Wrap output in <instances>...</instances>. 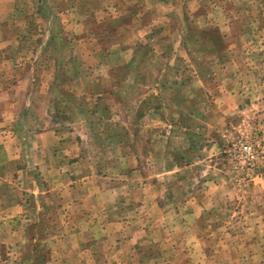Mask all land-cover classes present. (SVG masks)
Returning <instances> with one entry per match:
<instances>
[{"label": "rangeland", "instance_id": "1", "mask_svg": "<svg viewBox=\"0 0 264 264\" xmlns=\"http://www.w3.org/2000/svg\"><path fill=\"white\" fill-rule=\"evenodd\" d=\"M5 54L0 264H264V0H0Z\"/></svg>", "mask_w": 264, "mask_h": 264}, {"label": "crops", "instance_id": "2", "mask_svg": "<svg viewBox=\"0 0 264 264\" xmlns=\"http://www.w3.org/2000/svg\"><path fill=\"white\" fill-rule=\"evenodd\" d=\"M3 25H5V24H2V26ZM1 26V27H2ZM57 28H59L58 26H57ZM6 29H8V30H11V27L10 26H7L6 27ZM10 33V32H9ZM41 35V34H40ZM52 39H53V36H52ZM10 44V43H9ZM8 55L7 54H5L3 57H2V59L0 60V61H2V62H0V66H2V63H3V65L5 66V70L3 71V74L5 73V75L4 76H10V75H8V74H10V72H11V70L10 69H8V71H7V69H6V67L8 66L7 65V63H9V64H12L10 67H12L13 68V71H12V73H13V75L12 76H14V77H16V74H20L21 73V71L26 67V66H24V68L22 67V62H19V56H16V55H13V58H9V57H7ZM35 61V60H34ZM36 62V61H35ZM35 62H33V63H35ZM20 63V64H19ZM17 65H19V67H17ZM9 67V68H10ZM17 67V68H16ZM36 68L37 67H33V68H31L30 69V71H31V73H30V75H34V71H36ZM7 73V74H6ZM1 75V74H0ZM8 78H10V77H8ZM17 85H19L20 84V82L19 81H17ZM17 85H15V86H17ZM19 87V86H18ZM18 87H15V88H12V89H9V88H5V86H4V88H5V91H7V92H16V89L18 88ZM27 93H29V91L27 90ZM0 94H2V92H1V90H0ZM16 94V93H15ZM48 134H50V133H48Z\"/></svg>", "mask_w": 264, "mask_h": 264}]
</instances>
